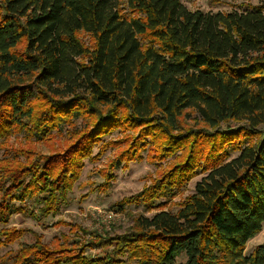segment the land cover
I'll use <instances>...</instances> for the list:
<instances>
[{
    "label": "trees",
    "instance_id": "1",
    "mask_svg": "<svg viewBox=\"0 0 264 264\" xmlns=\"http://www.w3.org/2000/svg\"><path fill=\"white\" fill-rule=\"evenodd\" d=\"M37 101L45 107L38 110ZM82 115L95 120L65 150L14 149L0 161V247L29 232L6 227L13 215L40 223L66 204L83 161L116 129L178 137L167 146L178 149L185 135L171 133L194 115L216 129L208 134L213 156L174 212L161 203L151 216L135 217L126 234L98 236L99 254L67 234L54 237L53 248L33 235L0 264H175L182 255L180 264H264V243L244 255L264 224V134L256 130L264 126V0L228 13L191 11L181 0H0V148L15 132L50 140ZM230 122L241 126L219 130ZM189 134L184 162L137 204L154 210L151 202L174 197L199 167L192 151L199 140ZM227 149L238 155L221 156Z\"/></svg>",
    "mask_w": 264,
    "mask_h": 264
},
{
    "label": "rangeland",
    "instance_id": "2",
    "mask_svg": "<svg viewBox=\"0 0 264 264\" xmlns=\"http://www.w3.org/2000/svg\"><path fill=\"white\" fill-rule=\"evenodd\" d=\"M124 0H121L123 2ZM262 0H181L182 4L188 10H201L204 12L228 13L236 10L239 12L248 11L250 7L257 6ZM79 39L87 46H92V39L89 35L81 32ZM46 104V103H45ZM42 101H37L35 105L38 110L45 107ZM105 113L106 109H99ZM126 114V111L117 113L119 117ZM95 117L82 115L79 119H73L64 125L60 131L53 130L51 138L37 142L28 137L27 133L11 134L3 142L5 148H0V161L5 158L6 153L13 154L15 150H33L35 154L41 156L52 155L54 152H61L71 145L74 140L75 131H84L89 128ZM241 124L230 122L222 124L220 131H232ZM180 127L182 131L171 133L172 136L185 135L181 147L178 149H168L169 142L177 141L169 139V135H161L158 132H148L147 128L123 127L116 129L110 134L101 138L99 143L93 147L92 154L83 161V168L79 172V179L76 181L68 194L66 204L61 205L55 214L42 222H36L22 215H13L6 227L23 229L31 231L22 239L17 240L12 245L0 247V259L7 253H13L21 247L22 243H31L34 240L33 235L42 238L44 244L53 248V238H59L61 234H67L70 240H80L77 247L89 245L93 248L94 244L99 242V237L104 241L108 236H122L131 231L134 226V218L141 215L149 217L155 211L158 204L163 203L164 209L174 212L176 205L183 202L194 191L195 184L205 175L203 171V162L213 156L209 151L211 136L216 129L206 128L198 120H194V115L186 116L181 119ZM258 132L264 134V126L256 128ZM196 133L199 144L192 146L194 161L197 164L194 173L190 174L189 179L176 192L175 196L169 200L160 198L151 202L148 210L142 204L135 201L140 193L152 186L156 181L162 180L167 175L172 174L178 165L183 163L187 154L191 138L189 133ZM208 137V138H207ZM173 138V137H172ZM255 141L257 138H254ZM47 140V141H46ZM133 150V152H132ZM226 158H234L238 153L227 149ZM17 154H19L17 152ZM216 154V153H215ZM33 160V158H31ZM18 162L26 164V156L19 154ZM139 202H141L139 200ZM120 205L123 211H119ZM112 213L111 219L106 216ZM99 236V237H98ZM72 242L70 241L69 244ZM264 243V224L261 231L248 241L245 247V256H249L253 249ZM92 244V245H91ZM103 245H106L103 242ZM70 246V245H68ZM66 246V247H68ZM111 250L110 246H104ZM89 249V250H88ZM85 251L90 255L99 254L100 249ZM66 254H70L65 251ZM185 257L182 255L176 259L175 264L183 263ZM135 264V263H130Z\"/></svg>",
    "mask_w": 264,
    "mask_h": 264
},
{
    "label": "built area",
    "instance_id": "3",
    "mask_svg": "<svg viewBox=\"0 0 264 264\" xmlns=\"http://www.w3.org/2000/svg\"><path fill=\"white\" fill-rule=\"evenodd\" d=\"M112 216H113V214H112V213H110V214H108L106 217H107L108 219H111V218H112Z\"/></svg>",
    "mask_w": 264,
    "mask_h": 264
}]
</instances>
